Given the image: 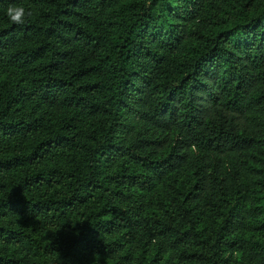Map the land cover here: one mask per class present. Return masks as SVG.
I'll return each mask as SVG.
<instances>
[{"label": "trees", "instance_id": "1", "mask_svg": "<svg viewBox=\"0 0 264 264\" xmlns=\"http://www.w3.org/2000/svg\"><path fill=\"white\" fill-rule=\"evenodd\" d=\"M0 264H264V0H0Z\"/></svg>", "mask_w": 264, "mask_h": 264}, {"label": "clouds", "instance_id": "2", "mask_svg": "<svg viewBox=\"0 0 264 264\" xmlns=\"http://www.w3.org/2000/svg\"><path fill=\"white\" fill-rule=\"evenodd\" d=\"M6 15L10 22L23 25L26 22V17L32 16L33 12L30 9H26L23 5L10 4L6 9Z\"/></svg>", "mask_w": 264, "mask_h": 264}]
</instances>
